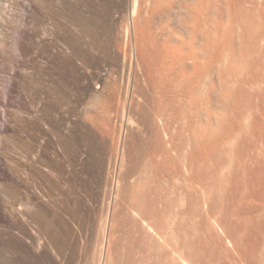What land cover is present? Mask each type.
I'll use <instances>...</instances> for the list:
<instances>
[{
  "label": "rangeland",
  "instance_id": "374dc122",
  "mask_svg": "<svg viewBox=\"0 0 264 264\" xmlns=\"http://www.w3.org/2000/svg\"><path fill=\"white\" fill-rule=\"evenodd\" d=\"M225 1H210L205 17L214 24L203 20V39L196 32L212 45L206 76L196 72L198 88L192 85L190 94L181 88L188 94L178 96L182 84L157 76L156 101L152 89L136 91L131 101L130 62L148 38L140 8L149 9V0H0V96L17 69L23 88L39 85L49 99L41 122L30 99L15 96L0 105V127L7 123L5 134H13L42 125L49 137L60 135L46 180L49 193L59 186V220L53 195L33 200L53 231L61 264H264V0ZM175 6L150 20L158 46L166 38L173 45L191 39L192 20H182ZM68 40L78 54L72 69L46 59L54 42L66 48ZM3 228L0 242L20 253ZM19 253L18 264H50L45 256Z\"/></svg>",
  "mask_w": 264,
  "mask_h": 264
},
{
  "label": "bare ground",
  "instance_id": "6f19581e",
  "mask_svg": "<svg viewBox=\"0 0 264 264\" xmlns=\"http://www.w3.org/2000/svg\"><path fill=\"white\" fill-rule=\"evenodd\" d=\"M210 1L209 0H151V1L149 0V2H151V4L148 2L150 4L148 7L151 6L149 9L144 7V8H146V10H144V9L142 10L143 6L140 8V12H141L140 18L143 19L142 23L140 24V29L142 32L141 34H144L145 33L144 31H146L148 36L145 35V39H146V37H148V38L146 40V43L145 44L143 43L144 47L142 46L143 48L142 47L139 48V53L137 50L138 55L135 54L134 59L131 60V62H130L131 66H130V73H129V85L127 84L128 87H127V92H126L128 99L131 100L135 96L136 91L141 92V95H142V94H145L146 92L150 93V91L152 89L153 93L151 95H153L152 97H154V99L156 101V96H157L156 94L160 91L159 89L161 87V84L159 85V82L160 81L162 82V80H159L158 78H157V82H156L155 77H157V76H161L160 77L161 79L162 78L166 79L164 81H167L168 79L174 80L175 85H177L176 82H178V84L180 83L179 85L182 84L183 86H180L179 89L176 87L177 89L175 90V92H177L176 95H178V96L181 95L183 93V91L185 94V92L191 90L192 85L194 86V85L198 84L196 89L198 88L199 82L201 83V81L199 79V77L201 78V76H200L201 74H199V76H198V73H202L204 71V69L206 70V68H205L206 67L205 65H207L206 62H210V60H207L209 57V55H208L209 53H206V52L208 50H210L207 48V47H209L208 45H210V47L212 45L210 43L206 46L205 43L201 42V40L204 38L203 33L206 31V28H205V30L203 29V32H202V29L200 31V27H199L200 25H205V23H202V22H203V20L207 19L205 17V14H207V11H208L207 8L209 5H211V7L213 5V3H211ZM228 2H229V0H227L226 3H228ZM234 3H235V1H234ZM243 3H244V0H243ZM176 4H178L180 7H178V5H176ZM219 4H222V3H219ZM254 4H255V2H254ZM175 5L177 6L178 9L180 8L179 10L178 9L177 10L178 11L181 10L182 12H180V13H183V16L186 14L184 17L182 15H180V16H182V20L183 19L185 21H187L189 19L192 20L191 21L192 23L189 24L190 30H189V36H188L191 39L189 38L190 39L189 43L188 42L186 43L185 41L182 40L183 39L182 38L179 43L173 45V44H171L172 42L171 43L168 42V41H172V40H170L171 38L170 39L168 38V40L166 38L165 41L161 40V38H160L158 42H160V40H161V41H164V43L162 44V46H158L159 43H157V44L155 43V41H157L158 39H156V37H155L156 40L153 42L152 35H151V33H149V31H150V29H149L150 20L151 19L153 20V17H155V15H157V16L161 15V17L167 15L169 13L168 12L169 8H172ZM226 6L224 5L223 7H226ZM215 8H218V7H215ZM227 8L230 10V6H228ZM211 9L213 10V8H211ZM175 10H176V8H175ZM183 10L185 12H183ZM254 10H256V9L254 8ZM172 11H173V9H172ZM210 12H212V11L210 10ZM217 12H218V10H217ZM228 12L230 13V11H228ZM211 14L212 13H210V15ZM234 14H235V11H234ZM175 15H177V14H175ZM208 15H209V13H208ZM210 15L208 17H210ZM178 17H179V15H178ZM164 18H166V17H164ZM176 18L177 17L172 18V19H176ZM258 18L260 20L259 16H258ZM155 19H156V17H155ZM167 19H166V22H168ZM211 20L212 21L207 19V21H210L212 23L213 19H211ZM215 20L217 22V19H215ZM161 21H163V20H161ZM169 21H170V19H169ZM221 22H223V21H221ZM243 22H245V20ZM153 23H154V21H153ZM158 23L159 22L157 19V26H156L157 28H158ZM182 23H183V21H182ZM182 23H181V25H182ZM160 24H161V22H160ZM212 24H214V22ZM225 24H226V22H225ZM230 24H231V22H229V25ZM169 25H172V23ZM165 26H166V30H168L167 24ZM206 26H208V25H206ZM206 26H204V27H206ZM217 26H218V23H217ZM217 26H216V28H217ZM161 27H162V25H161ZM201 27H203V26H201ZM231 28H232V25H231ZM154 29L156 30V28H154ZM198 29H199V31H198ZM214 29H215V26H214ZM223 29H222V31H223ZM227 29H226V31H228ZM160 30H161V28H160ZM171 30H172V28H171ZM207 30L209 31V28ZM210 30L213 32L212 28H210ZM197 31L201 32V36L203 35L202 39H200V40H199V38H201V36L198 37V35L196 33ZM211 31H210V33H211ZM220 31H221V29H220ZM156 32H159V31L156 30ZM232 32L234 33V31H232ZM159 33H161V32H159ZM163 33H164V31H163ZM176 33L178 34V32H176ZM176 33H175V35H176ZM228 33H229V31H228ZM241 33H242V31H241ZM204 34H207V33L205 32ZM237 34H238V32H237ZM199 35H200V33H199ZM205 36H206V38L208 37V35H205ZM168 37H170V36L168 35ZM218 37H219V35H218ZM235 37H236V39L238 38L237 36H235ZM86 38H89V36H87ZM134 38H136V35ZM145 39L144 40L142 39V41L144 42ZM163 39H164V37H163ZM86 40H87V41H85L86 47L89 49V47L91 46V45L89 46V44H91V42L88 39H86ZM175 40H176V38H175ZM138 41H140V40H138ZM65 42L69 45L66 48H61L57 44V42H54L53 48L51 49L50 52H48L46 59L49 61L50 60L66 61V63H68L69 67H71V69H72L75 67V62L77 60L76 58L78 55L76 45H75V42H72L70 40L65 41ZM230 42H231V39H230ZM153 43H155L156 45ZM197 43H199V46ZM195 44H197V45H195ZM230 44H232V43H230ZM213 45H214V43H213ZM216 45H217V43H216ZM223 45H224V42H223ZM228 46H229V42H228ZM226 48H227V46H226ZM229 48H227V49H229ZM216 53H217V51H216ZM243 54H245V53H243ZM210 58H212V56ZM219 63H221V62H219ZM216 64H218V63H216ZM222 64H223V62H222ZM212 69H214V68H212ZM197 71H198V73H196ZM16 72H17V69L14 72H12V78L13 79H12L11 83L9 84L7 91L4 94V96L3 97L0 96V105L7 106L9 101H11V99L14 98L15 96H18V98L20 97L19 99H21V98L24 99V97H26V98L30 99V104L35 108L36 116L38 113V116H37L38 120L41 122H44L46 120V111L48 110L47 104H49V102L47 103V101L49 100V99H47L48 95L47 96L44 95L45 90L43 91V89H40L39 85H37V87L35 85L32 87L30 86L29 88H23L19 84V82L15 79ZM194 72L198 76L197 81L195 80L196 82H198V79H199L198 83H196V82H194V80H192V74ZM203 73L206 76L205 72H203ZM182 76L184 79L182 78ZM182 79H183V82L181 81ZM193 83H195V84H193ZM200 86L203 87V84ZM41 87H43V86H41ZM202 87L199 88L201 90L200 92L204 91V89H202ZM181 88L183 91L181 90ZM194 88H195V86H194ZM193 89H192V91H193ZM164 90L167 91V89H164ZM178 91L180 93H178ZM48 93H49V91H48ZM163 93H164V91H163ZM188 93L190 94L191 91H189ZM188 93H186V95ZM198 94L202 98L203 94L199 93V92H198ZM186 95H183V97L184 96L186 97ZM149 96H150V94H149ZM162 96H164V95H162ZM45 97H46V99H45ZM135 97H137V96H135ZM145 98L146 97H144V100H145ZM173 98H172V100H173ZM176 98L177 97L175 96V99ZM190 99H192V98H190ZM157 100H159V98ZM161 100H164V99H161ZM160 102L161 101H159V103ZM174 102H175V100H174ZM59 106H60L59 102L57 104L53 105V107L57 111L59 109ZM167 114L165 113L166 116H167ZM1 116L2 115H0V118H1ZM91 116L89 117V119L91 118ZM87 118H88V114H87ZM41 122H40V124H41ZM166 124H167V121H166ZM35 127L36 126H34V129H36ZM37 127H38V129H36V130H38V131H30V130L27 131L26 130L27 128H26L25 131H22V130L18 131L17 130L13 134H5L8 131V124L7 123H4V125L3 126L1 125V127H0V225L2 228L4 226H5V228L8 227V228H6V230L4 228L3 229L9 234L8 236H11V238H13L14 242L19 245L18 247H20L22 250V251H20L21 255H22V252H23V255L36 253L37 255L38 254L40 255L39 257H41V256L47 257L50 264H61V250L58 246V243L56 242V240L54 238L53 231L46 224V220H44V218H43L44 215H42V213L44 211L41 213V210H40L41 207L38 205V207L40 208V209H38L37 204L34 202V200H37V197L40 199L41 198L45 199L46 197L48 198V196H50V198H51L53 195V200H54L53 203L55 205L53 207L56 208V209L54 208L56 210L54 215L56 217V220H57V218L59 220L60 211L58 210V207H60V205H58V202H57L58 201L57 198L59 197V196L57 197L58 191L56 194V190H59L58 189L59 186L57 187L55 185V187H54L55 190L53 189L52 190L53 192L50 191V193H49V191H48L49 188L46 185V180H48V178H50L48 176L49 175L48 172L51 170V167H49V166H51L50 165L51 160L48 158V157H50L48 154L51 153L53 156H58L59 149H60V135L58 132H54V134L51 137H49L48 130H46L45 127H43L42 125H38ZM28 128L30 129V127H28ZM22 129H23V127H22ZM31 130H33V129H31ZM5 138H8L9 141H11V144H8V142L6 143V141L4 140ZM50 172L52 173V171H50ZM58 182H60V181H58ZM58 182L56 181V184ZM53 186H54V183H53ZM51 192L54 194H52ZM59 192H60V190H59ZM34 197H35V199L33 200ZM55 199H56V201H55ZM59 200H60V197H59ZM55 226H57V225H55ZM2 228H0L1 231H2ZM1 231H0V234L3 233ZM5 235H7V234H5V232H4V237H5ZM0 236H2V235H0ZM0 238H2V237H0ZM2 240H3V238H2ZM4 241L0 242V244H1L0 245V264H18L15 261L17 259V258L15 259V257L18 255L19 252H16V254H14V252H13L14 250L11 249L12 251H10L9 248H7V244L4 243ZM9 251L12 254H9ZM18 257H19V255H18Z\"/></svg>",
  "mask_w": 264,
  "mask_h": 264
}]
</instances>
